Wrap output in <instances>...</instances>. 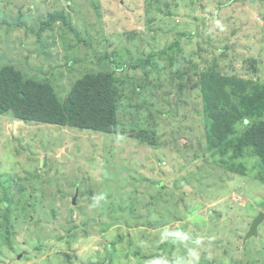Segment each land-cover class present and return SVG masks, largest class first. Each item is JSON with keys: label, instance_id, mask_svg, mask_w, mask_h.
I'll use <instances>...</instances> for the list:
<instances>
[{"label": "rangeland", "instance_id": "obj_1", "mask_svg": "<svg viewBox=\"0 0 264 264\" xmlns=\"http://www.w3.org/2000/svg\"><path fill=\"white\" fill-rule=\"evenodd\" d=\"M4 64L60 100L115 69L118 126L0 114V264H264V163L210 148L198 85L264 82V0H0Z\"/></svg>", "mask_w": 264, "mask_h": 264}, {"label": "trees", "instance_id": "obj_2", "mask_svg": "<svg viewBox=\"0 0 264 264\" xmlns=\"http://www.w3.org/2000/svg\"><path fill=\"white\" fill-rule=\"evenodd\" d=\"M56 20L65 21L62 11L51 12L43 25ZM75 35L79 37L77 32ZM178 45L175 40L168 48ZM114 73L115 69L86 72L72 82L60 100L50 82L24 77L20 70L4 64L0 67V114L9 112L18 120L113 133L118 126ZM198 78L210 148L231 147L235 154H241L247 144L264 163V82L243 81L213 69L199 71Z\"/></svg>", "mask_w": 264, "mask_h": 264}, {"label": "water", "instance_id": "obj_3", "mask_svg": "<svg viewBox=\"0 0 264 264\" xmlns=\"http://www.w3.org/2000/svg\"><path fill=\"white\" fill-rule=\"evenodd\" d=\"M75 202V196H73L72 198V204H74ZM264 217V213L263 212H259L251 221L248 231L245 234V238H248L252 235L256 234V229H257V225L258 223L261 221V219Z\"/></svg>", "mask_w": 264, "mask_h": 264}]
</instances>
